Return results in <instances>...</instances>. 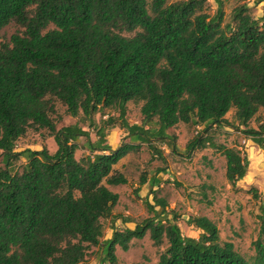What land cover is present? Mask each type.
<instances>
[{"label": "trees", "instance_id": "16d2710c", "mask_svg": "<svg viewBox=\"0 0 264 264\" xmlns=\"http://www.w3.org/2000/svg\"><path fill=\"white\" fill-rule=\"evenodd\" d=\"M215 2L211 17L206 0H0V30L11 22L23 28L0 43V264H83L102 242L101 220L117 218L119 195L109 186L127 179L114 166L141 143L176 151L168 130L178 123L203 128L188 153L219 151L231 186L246 176L247 155L216 145L207 133L233 126L225 116L234 109L241 132L264 151V124L247 129L264 109V14L255 19L242 3L222 25L223 4ZM54 101L72 117L81 113L97 139L77 124L56 129ZM130 101L141 103V125L125 118ZM104 109L117 110L103 122H119L130 143L117 149L107 143L94 119ZM29 128L47 129L55 152L16 151ZM81 138L88 153L77 159ZM145 182L142 177L140 185ZM159 185L154 177L153 203L144 201L152 217L114 229L99 247L100 264H118L116 247L127 251L147 233L156 247L167 242L157 264H264V211L254 255L246 259L220 241L208 217L190 218L199 235L184 236L163 217L168 203L153 190Z\"/></svg>", "mask_w": 264, "mask_h": 264}, {"label": "rangeland", "instance_id": "374dc122", "mask_svg": "<svg viewBox=\"0 0 264 264\" xmlns=\"http://www.w3.org/2000/svg\"><path fill=\"white\" fill-rule=\"evenodd\" d=\"M221 1L222 25L232 22L234 7L242 3L247 4L255 19L260 20L264 14V0ZM204 9L211 17L215 15L217 10L215 0H206ZM22 31L23 28L16 23H9L0 30V43L8 42L14 33ZM54 105L55 112L51 117L56 129L77 124L89 131L91 141L97 139L94 128L89 126L81 113L77 117H72L66 113L65 106L59 101H54ZM126 107L127 122L141 125L143 121L141 103L130 101ZM117 116L118 112L115 109H104L100 114L94 115L97 126L105 128V139L113 149L130 143L126 130L119 126V122L114 127L105 126L103 122L108 117ZM225 118L233 126L226 124L220 127L213 126L207 134L216 145L234 147L247 155L249 165L246 176L235 186H231L225 178V158L219 151L206 147L188 153L187 144L203 128L178 123L168 130L174 137L176 151L171 152L166 145L158 142L154 144V150L148 144L141 143L137 150L128 152L114 166L116 171L127 179L126 184L111 187L113 192L119 194V201L113 207V215L117 218L114 222L110 217L101 220L104 231L102 242L98 247L89 249L83 264H100L99 247L112 235L114 229H133L136 224L152 217L144 201L148 199L153 203L154 193L150 194L149 184L154 177L160 180V185L155 186L153 190L156 191L157 197L164 198L168 203L163 217L176 223L184 236L198 237L199 230L189 225L188 220L192 217L205 216L217 225L221 242L233 243L235 250L246 259L254 255L253 242L259 237L260 216L264 211V151L241 132L245 128L238 126L234 120V109L230 110ZM263 124L264 109L261 108L247 124V129L259 131ZM78 143L80 148L75 152L77 159L88 153L84 139L81 138ZM27 148L31 150L47 148L53 153L57 146L47 129L29 128L15 146L16 151ZM156 151L162 152L161 157ZM24 163L22 158L16 162L18 171H21ZM142 177L146 182L140 185ZM159 210L157 207V211ZM166 247L165 240L160 246H154L147 233L142 239L132 240L127 251L117 246L115 254L118 264H157L159 254Z\"/></svg>", "mask_w": 264, "mask_h": 264}, {"label": "crops", "instance_id": "0c3cea01", "mask_svg": "<svg viewBox=\"0 0 264 264\" xmlns=\"http://www.w3.org/2000/svg\"><path fill=\"white\" fill-rule=\"evenodd\" d=\"M118 186H119V185H118ZM111 187H115V186H109V189H110V190H112V188H111ZM118 195H119V194H118ZM118 201H119V200H118ZM110 237H111V236H110ZM110 237H109V238H110ZM109 238H108V239H109Z\"/></svg>", "mask_w": 264, "mask_h": 264}]
</instances>
